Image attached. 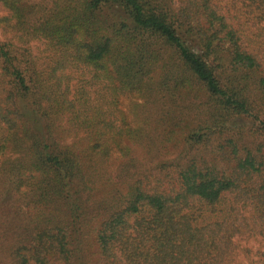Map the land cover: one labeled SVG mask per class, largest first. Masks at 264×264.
I'll return each mask as SVG.
<instances>
[{"label":"trees","instance_id":"1","mask_svg":"<svg viewBox=\"0 0 264 264\" xmlns=\"http://www.w3.org/2000/svg\"><path fill=\"white\" fill-rule=\"evenodd\" d=\"M0 8V157L12 147L28 159L4 182L27 199L35 231L11 264H236L252 254L240 243L264 241V0ZM124 90L154 104L147 141L119 107ZM133 149L157 164L135 169Z\"/></svg>","mask_w":264,"mask_h":264},{"label":"rangeland","instance_id":"2","mask_svg":"<svg viewBox=\"0 0 264 264\" xmlns=\"http://www.w3.org/2000/svg\"><path fill=\"white\" fill-rule=\"evenodd\" d=\"M49 0H33L36 4H47ZM222 5H225L228 0H216ZM45 6V5H44ZM6 12L0 8V17L4 16ZM40 16V15H39ZM38 17V15L36 16ZM9 38L8 34H4L0 29V42ZM32 49L37 54L42 47L39 44H32ZM119 107L125 113L128 123L139 134H141L145 140H149V136H153L156 132L155 123L152 121L151 112L153 110V103L143 102L141 98H133L129 95L128 91L124 90L118 97ZM145 101V99H144ZM72 137L67 140L70 142ZM145 142V141H144ZM142 151L132 150L131 154L127 157V160L138 169H144V173L148 171L149 167L157 164V158H151L149 161L146 157H143ZM134 160L131 161V160ZM27 162L28 159L25 154L17 152L14 148L10 147L0 157V264H11V250L18 248L19 246L26 245L31 246L34 243V228L29 226L27 221V199L20 195H14L11 193L10 183L4 182V176L8 173V169L12 163ZM126 164V161L123 165ZM117 164L103 165L100 172V177L103 179L101 183H108L106 176L109 174L111 181L113 175L116 173ZM136 169V167H135ZM4 182V183H3ZM101 183L99 186H101ZM30 198V196H28ZM99 210V208H98ZM95 213L96 211H92ZM241 247H246L252 251V254H244L239 252L236 257V264H249L256 262L260 254H264V241L260 238L255 240H241ZM260 264H264V258Z\"/></svg>","mask_w":264,"mask_h":264}]
</instances>
